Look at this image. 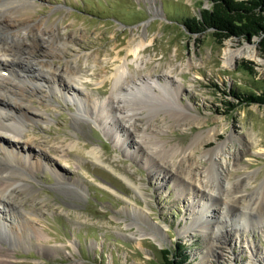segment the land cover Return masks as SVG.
<instances>
[{"label":"rangeland","instance_id":"rangeland-1","mask_svg":"<svg viewBox=\"0 0 264 264\" xmlns=\"http://www.w3.org/2000/svg\"><path fill=\"white\" fill-rule=\"evenodd\" d=\"M210 6V0H37L34 14L44 17L45 25H56L62 36L77 37L63 59L47 58L53 67H61L70 61L73 50L82 55L97 53L95 66L88 58L89 66L85 67L95 72V77L88 88L81 86L83 93H88L86 95L96 103L106 100L110 81L97 89L95 79L113 68L116 55L122 57L127 53V40L133 33L142 35L144 31L148 41L140 56L150 60L142 72L151 69L157 77L163 70L171 69L172 75L181 76L179 100L182 104L189 103L192 108L188 110L194 114L193 120L180 121L182 125L188 122L190 125L178 127L172 121L174 125L165 129L162 138L169 144L178 143L184 147L197 132L216 128L219 131L216 139L204 143V149L214 148L231 133L237 135L244 146L251 142L249 136L252 135L257 141L250 149H264V103L245 104L234 95L251 93L255 96L264 91V50L259 46L260 39L233 36L219 40L211 30L201 34L187 32L183 26L184 18L199 15ZM250 46L255 48L257 58L243 57L231 67L223 65L226 47L242 49ZM31 57L43 60L41 50ZM244 62L251 69L243 68ZM80 63L85 66L83 58ZM130 67L135 68L133 64ZM27 91L24 92L26 98L32 99L37 108L45 109L48 116L47 121L30 123L28 133L50 142L66 137L64 140L78 141L81 145L82 148L68 154V169L62 167L72 178L69 182L76 181L79 192L56 186V177L50 169L36 170L28 186L29 194L26 193L24 198L28 204L33 199L37 203L34 201L31 207L24 209L38 216L36 227L46 236L41 244L48 248L41 249L35 233L26 229L28 240L11 247L15 251L14 264H73L76 261L81 264H161L162 249H169L173 256L178 252L177 244L187 255L182 264H264V228H259L253 217L254 214L264 216L263 154L244 149L239 161L236 159L235 168L230 169L229 181L235 184L236 179H240L242 182L241 187L236 185L229 192L231 199L237 195L239 204L228 198V219L224 223L243 215L242 211H246L243 207L257 211L246 217L245 231L231 230L232 226L227 224L220 229L216 242H212L213 252L208 249L211 240H206L200 233H192L187 238L177 234V230L192 221L189 216L192 203L187 201L186 186L177 187L184 192L179 195L168 175L164 174L166 178L161 179L157 173V176L151 174L149 165L123 156V152L114 146L110 133L93 123L76 125V132L71 122L74 107L60 97V93L44 99L45 93ZM8 96L13 99L10 94ZM155 120L159 124L161 117ZM48 129H51L50 133L45 132ZM237 139L233 143L236 146ZM126 144L129 151L135 148L133 141L127 140ZM92 146L100 150L102 162L86 155ZM196 156H201V149ZM188 158L190 160L191 156ZM61 162L55 160V165L61 167ZM199 162L203 166L207 164L203 158ZM126 179L141 185L143 197L136 194ZM185 180L178 177L177 184L190 182ZM204 201L223 207L224 198L217 194L215 197L206 195ZM130 203L136 207L147 206L151 221L166 226L161 244L146 234L135 233L133 236L135 227H124L130 222L124 212L132 206ZM217 210H214L215 216L221 212ZM212 223H207L208 229L216 225V218ZM1 226L9 238L14 239L13 232L2 223ZM71 243L75 251L73 256H68L64 251L72 249ZM58 246H63L64 251L49 250Z\"/></svg>","mask_w":264,"mask_h":264},{"label":"bare ground","instance_id":"bare-ground-1","mask_svg":"<svg viewBox=\"0 0 264 264\" xmlns=\"http://www.w3.org/2000/svg\"><path fill=\"white\" fill-rule=\"evenodd\" d=\"M35 9L37 0H0V264H14L15 251L11 247L28 240L26 229L35 233V239L41 249L48 248L41 244L46 236L36 227L38 216L24 209L36 202V199H33L28 204L24 198L26 193L29 194L28 186L36 170L50 169L56 177V186L65 187L69 192H79L76 181L69 182L72 178L66 169L70 164L68 154L78 150L81 145L78 141L64 140L66 137L50 142L48 139L28 133L30 123L36 120L47 121L48 116L45 109L37 108L32 99L26 98L27 90L45 93L44 99L60 93V97L74 107L71 122L76 132L78 131L76 125L81 126L84 122L93 123L106 133H110L114 146L123 152V156H128L137 163L149 165L151 174L157 176L155 174L157 173L161 179L168 175V179L171 178L175 183L174 187L179 195L184 194L183 190L179 191L180 186L187 187L185 193L189 194L186 197L188 203H192L190 206L192 212L189 213L192 221L191 224H185L177 230L178 236L187 238L192 233H200L206 240H211L208 249L213 251L212 242H216L219 230L225 228L226 224L232 226L231 230L245 231L246 217L252 211H257L253 208L243 207L246 210L242 211L243 215L224 223L228 219V200L239 204L237 195L231 199L229 192L236 185L241 187L242 182L236 179L234 184L229 181L228 175L230 169L235 168V162L239 161L244 149L252 151L250 147L257 140L250 135L251 142L244 146L239 143L237 135L231 133L225 140L216 143L214 148L204 149V143L216 139L219 132L216 128L197 132L184 147L178 143L169 144L162 138L161 134L165 129L174 125L172 121L176 122L175 125L178 127L190 125V122L182 124L184 120H193L194 114L188 110L192 108L189 103L182 104L179 100L181 76L172 75L171 69L163 70L157 77L151 69L142 72L150 60L149 57L144 60L140 56L148 41L144 31L142 35L133 33L127 40V53L122 57L116 55L113 68L109 72L104 71L95 79L97 89L110 81L106 100L96 103L87 96L88 93L87 95L83 93L81 86L88 88L90 80L95 77V72L85 67L89 66L88 58L92 60L91 65L95 66L97 53L82 55L81 52L73 50L70 52L72 54L70 61H66L61 67H53L47 58L63 59L77 37L70 34L62 36L56 30V25H45V18L35 15ZM40 50L43 60H33L32 54ZM243 57L257 58L255 48L226 47L223 65L231 67ZM81 58L84 60V67L80 63ZM131 64L134 65V69L130 67ZM49 82L55 85H49ZM7 94L13 99L7 97ZM157 117H161L159 124L155 120ZM50 131L51 129L45 130L46 133ZM236 139L238 146L233 144ZM127 140L133 141L135 145L132 151L128 149ZM199 149L201 156H196ZM100 153L98 148L92 146L87 149L86 155L100 163L102 162ZM252 153L264 155V149ZM200 158L205 159L207 164L203 166L201 161L199 162ZM55 160H61L62 166L55 165ZM178 177L190 182H185L186 185L180 182L177 184ZM128 182L136 194L143 197L141 185L133 181ZM194 189L198 193H194ZM216 194L224 198L223 207L204 201L206 195L215 197ZM41 204L46 206L43 202ZM130 204L132 206L124 211L130 217V222H126L124 227H135L133 236L135 233L139 236L146 234L161 244L166 226L151 221L150 209L147 206L142 208ZM217 209L221 212L215 216L214 210L218 211ZM253 217L254 223L258 224L259 228H264V216L254 214ZM215 218L216 225L208 229L207 223L213 224ZM1 223L13 232L14 239L9 238ZM71 248L64 251L63 246H58L49 250L57 252L63 249L66 255L73 256L75 247L72 243ZM73 264L81 262L76 261Z\"/></svg>","mask_w":264,"mask_h":264},{"label":"trees","instance_id":"trees-1","mask_svg":"<svg viewBox=\"0 0 264 264\" xmlns=\"http://www.w3.org/2000/svg\"><path fill=\"white\" fill-rule=\"evenodd\" d=\"M211 6L199 15L184 18V29L189 33L201 34L211 30L219 40L230 37H257L259 46L264 50V0H210ZM243 68L251 69L246 62ZM242 103H264L262 95L234 93ZM178 252L171 256L170 250H163L161 264L185 263L186 254L181 252L182 247L176 245Z\"/></svg>","mask_w":264,"mask_h":264},{"label":"water","instance_id":"water-1","mask_svg":"<svg viewBox=\"0 0 264 264\" xmlns=\"http://www.w3.org/2000/svg\"><path fill=\"white\" fill-rule=\"evenodd\" d=\"M164 250H167V249H164Z\"/></svg>","mask_w":264,"mask_h":264}]
</instances>
